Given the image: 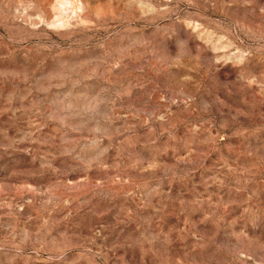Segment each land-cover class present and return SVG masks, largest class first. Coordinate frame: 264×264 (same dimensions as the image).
Here are the masks:
<instances>
[{
	"label": "rangeland",
	"instance_id": "rangeland-1",
	"mask_svg": "<svg viewBox=\"0 0 264 264\" xmlns=\"http://www.w3.org/2000/svg\"><path fill=\"white\" fill-rule=\"evenodd\" d=\"M0 264H264V0H0Z\"/></svg>",
	"mask_w": 264,
	"mask_h": 264
}]
</instances>
